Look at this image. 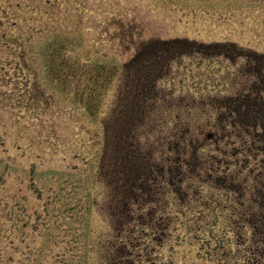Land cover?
<instances>
[{
    "label": "rangeland",
    "instance_id": "1",
    "mask_svg": "<svg viewBox=\"0 0 264 264\" xmlns=\"http://www.w3.org/2000/svg\"><path fill=\"white\" fill-rule=\"evenodd\" d=\"M176 37L234 47L158 74L138 138L180 181L132 211L152 226H122L99 176L103 122L136 52ZM236 49L264 53V0H0V264H252L234 221L264 177V90Z\"/></svg>",
    "mask_w": 264,
    "mask_h": 264
},
{
    "label": "trees",
    "instance_id": "2",
    "mask_svg": "<svg viewBox=\"0 0 264 264\" xmlns=\"http://www.w3.org/2000/svg\"><path fill=\"white\" fill-rule=\"evenodd\" d=\"M147 48L151 54L134 66L140 68L129 78L124 92L126 95L118 98L109 124L103 122L105 139L99 163V176L110 187L107 206L109 213L120 225L124 226L126 223L127 227L133 226L134 223L152 226L151 219H145L140 214L134 215L132 211L142 210L145 204L158 199L154 196L163 192L161 179L164 176L170 185L180 181H173L170 177L173 171L174 175L180 173L179 166H163L152 159V149H143L139 142L138 130L146 123L149 101L156 93L155 80L158 79V74L167 72L168 60L174 58L170 56L190 48L178 43L171 46L158 44ZM93 109L96 110L90 107L91 111ZM260 122L256 121V124L261 126ZM172 144L174 150H179L182 145L181 138ZM175 158L174 163L177 162ZM257 176L254 194L250 195L247 203L241 200L243 192L239 194L238 203L241 210L234 224L235 236L240 244L247 241L243 231L245 225L250 227L252 244L249 250L253 257L252 264H264V177ZM247 262L250 263V259H247Z\"/></svg>",
    "mask_w": 264,
    "mask_h": 264
},
{
    "label": "flooded vegetation",
    "instance_id": "3",
    "mask_svg": "<svg viewBox=\"0 0 264 264\" xmlns=\"http://www.w3.org/2000/svg\"><path fill=\"white\" fill-rule=\"evenodd\" d=\"M148 42H154V45L158 44H164V45H175V44H180L187 46L190 49H182L175 53L174 55L170 57H174L170 60H168V67L170 66L171 61L179 58L182 55H190L191 53H201L204 56L212 55V52H208L209 48L212 47H220L221 50H218L217 54L219 55H224L225 57H228L227 52H224L222 48L227 47V46H232L234 47V44H227V43H213V44H204V43H197L195 40H190L187 38H169V39H160V38H155L151 39ZM153 45V46H154ZM148 47V46H147ZM146 48V47H145ZM237 52V53H236ZM148 54H151L150 51H141L138 50L136 54L133 56V60H137V62H141L142 59L148 57ZM154 54V53H153ZM156 55V54H155ZM233 56L231 57L232 61L237 62V58H242L244 57L245 63V75L249 79V85L248 87L250 89H255V90H264V53L257 52L255 50H241V49H236L235 54H232ZM140 68V67H139ZM168 70V69H167ZM248 96V95H246ZM247 97L238 99L237 102H241L243 104H248L249 101L247 102ZM240 103V104H241Z\"/></svg>",
    "mask_w": 264,
    "mask_h": 264
},
{
    "label": "water",
    "instance_id": "4",
    "mask_svg": "<svg viewBox=\"0 0 264 264\" xmlns=\"http://www.w3.org/2000/svg\"><path fill=\"white\" fill-rule=\"evenodd\" d=\"M209 136V135H208Z\"/></svg>",
    "mask_w": 264,
    "mask_h": 264
}]
</instances>
